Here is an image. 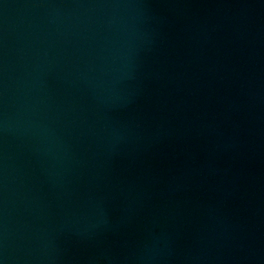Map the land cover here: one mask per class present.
Returning a JSON list of instances; mask_svg holds the SVG:
<instances>
[{
  "label": "water",
  "instance_id": "1",
  "mask_svg": "<svg viewBox=\"0 0 264 264\" xmlns=\"http://www.w3.org/2000/svg\"><path fill=\"white\" fill-rule=\"evenodd\" d=\"M0 264H264V0H0Z\"/></svg>",
  "mask_w": 264,
  "mask_h": 264
}]
</instances>
